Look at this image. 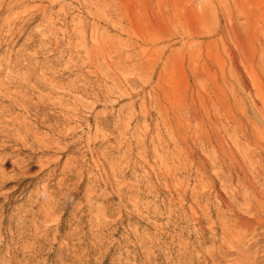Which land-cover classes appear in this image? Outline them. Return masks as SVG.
I'll return each mask as SVG.
<instances>
[{"label": "rangeland", "instance_id": "1", "mask_svg": "<svg viewBox=\"0 0 264 264\" xmlns=\"http://www.w3.org/2000/svg\"><path fill=\"white\" fill-rule=\"evenodd\" d=\"M17 10L0 39V264H264V0Z\"/></svg>", "mask_w": 264, "mask_h": 264}, {"label": "bare ground", "instance_id": "2", "mask_svg": "<svg viewBox=\"0 0 264 264\" xmlns=\"http://www.w3.org/2000/svg\"><path fill=\"white\" fill-rule=\"evenodd\" d=\"M26 1H28V2H33V1H35V0H0V15L3 13V12H7L6 13V15L4 16V19L2 20V23L0 24V39H2V37H3V35H2V28L3 27H10L11 25L15 28V26H16V23L19 21V19L20 18H23V17H26V16H28V15H30V13H31V11H25V12H19L17 9L21 6V5H23V3H25ZM2 60V59H1ZM1 64V63H0ZM8 64V63H7ZM6 63H2V66H0V74L2 73V70H4V68H6L8 65H7ZM10 64V63H9ZM174 78V77H173ZM115 82H113V85L114 86H117V81H118V79H117V81L115 80V79H113ZM174 79H172V88H173V90H175V81H173ZM2 89H3V82H2V80H0V92L2 91ZM171 95H173V94H169L167 91H166V89L165 88H161V90H160V93H158L157 94V98H158V100L159 101H161L162 99H168L169 98V96H171ZM162 98V99H161ZM74 102H75V104H76V102H77V100H73ZM79 102L81 101V100H78ZM160 103H162V102H160ZM75 110H77L76 108H73L72 107V110L71 111H75ZM67 112H70L68 109L66 110ZM261 162V161H260ZM259 162V163H260ZM262 164V163H261ZM261 166V165H260ZM259 166V167H260ZM250 168V167H249ZM247 169V168H246ZM256 169V168H255ZM256 171V170H255ZM258 171V170H257ZM247 172H248V170L247 171H245V170H243V169H240V171L239 172H237L236 171V174L237 175H239V176H242V177H244L245 178V176H246V174H247ZM254 172V171H253ZM259 172V171H258ZM256 174V173H255ZM263 174V173H262ZM233 175H235V174H233ZM258 175V174H257ZM249 176V175H248ZM241 177V178H242ZM260 177V176H259ZM255 179V178H254ZM263 180V179H262ZM256 182V181H255ZM246 183V182H245ZM250 183V182H249ZM251 184V183H250ZM260 184V183H259ZM247 185V184H246ZM241 186H242V183H241ZM260 187H258V189H259ZM252 190L251 191H255L256 189H257V185H256V183L255 184H253V186H252V188H251ZM246 190V189H245ZM250 190V189H249ZM250 191V192H251ZM264 192V191H263ZM246 193H248V192H246ZM244 194V193H243ZM241 195V194H240ZM243 196V195H242ZM250 196V195H249ZM259 198V197H258ZM249 200V199H248ZM254 200V199H253ZM234 201V200H233ZM257 202H258V200H256ZM243 202V201H242ZM230 204V203H229ZM247 204H249V203H247ZM227 205V204H226ZM251 205H253V204H251ZM260 205V204H259ZM259 208H260V206H258ZM257 208V207H256ZM261 209V208H260ZM245 210V209H244ZM262 210V209H261ZM260 210V211H261ZM245 211H247V210H245ZM241 212L243 213V211L241 210ZM259 212V211H258ZM263 212V211H262ZM245 213V212H244ZM247 213V212H246ZM250 214H252V213H250ZM257 215H258V213H257ZM260 215V214H259ZM258 215V216H259ZM241 216V215H240ZM247 217H252V216H247ZM239 221V220H238ZM249 221V220H248ZM236 222H237V220H236ZM235 222V223H236ZM243 222V221H242ZM239 223V222H238ZM246 223V222H245ZM234 224V223H233ZM235 225V224H234ZM245 225V224H244ZM229 226H231V225H229ZM235 227V226H234ZM236 227H240V225H236ZM228 228V227H227ZM233 228V227H232ZM229 229V228H228ZM227 229V230H228ZM230 230V229H229ZM233 230V229H232Z\"/></svg>", "mask_w": 264, "mask_h": 264}]
</instances>
